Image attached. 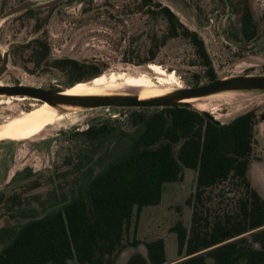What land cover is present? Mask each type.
<instances>
[{
  "label": "rangeland",
  "instance_id": "rangeland-1",
  "mask_svg": "<svg viewBox=\"0 0 264 264\" xmlns=\"http://www.w3.org/2000/svg\"><path fill=\"white\" fill-rule=\"evenodd\" d=\"M24 1L0 0V66L4 52H8L6 70L0 76L2 84L21 83L62 92L100 73L124 71L137 76L148 71V63H156L151 69L159 64L166 71H174L183 87L206 83L211 80L210 74L215 79L264 75V0H63L46 8L32 7L5 15ZM32 1L42 4L50 0ZM162 6H168L185 27L196 32L210 65L199 56L191 39L182 34V27L178 25L177 36L168 34L169 22ZM245 6L251 10L255 25L246 32L241 20ZM35 40L48 46L43 60ZM61 59L76 60L80 67L74 70L58 62ZM119 92L139 93L132 88ZM221 92L227 94L202 103L205 111L221 123L254 111L252 156L264 160V90ZM7 96L0 98L6 101ZM30 102L16 97L1 103L0 120L28 110ZM160 108L79 105L30 139H0V229L23 225L85 195L91 179L129 145L136 128L134 119L141 112ZM92 124L105 126L102 137L94 142L83 135ZM251 175L264 197V161H255ZM195 186L196 170L190 168H184L180 180L165 183L160 202L144 206L138 217L134 214L115 264H127L134 253L146 256L145 243L156 238L164 241L167 262L180 260L171 227L180 221L189 229L192 207L186 199ZM244 191L233 180L208 189L205 198L211 200L210 213L233 209ZM2 247L0 242V250ZM68 264L77 263L70 260Z\"/></svg>",
  "mask_w": 264,
  "mask_h": 264
},
{
  "label": "trees",
  "instance_id": "trees-1",
  "mask_svg": "<svg viewBox=\"0 0 264 264\" xmlns=\"http://www.w3.org/2000/svg\"><path fill=\"white\" fill-rule=\"evenodd\" d=\"M161 11L169 22L168 34L177 36L178 25L182 27V34L210 65L196 32L185 27L168 6ZM241 20L244 32L255 27L248 6ZM34 42L43 60L48 46L42 40ZM58 62L74 70L80 67L72 59ZM209 77L215 79L213 74ZM255 117L250 110L221 123L188 104L141 112L133 121L136 128L129 145L91 179L85 195L23 225L0 229V264H68L70 260L115 264L134 214L138 217L144 206L158 204L164 184L180 180L184 168L196 170V186L186 199L192 207L189 229L180 221L171 227L181 259L167 262L164 241L156 238L145 243L146 256L134 253L127 264H264V197L247 177ZM104 132L103 124H92L83 135L94 142ZM227 180L236 181L245 191L233 209L212 215L205 194Z\"/></svg>",
  "mask_w": 264,
  "mask_h": 264
},
{
  "label": "bare ground",
  "instance_id": "bare-ground-1",
  "mask_svg": "<svg viewBox=\"0 0 264 264\" xmlns=\"http://www.w3.org/2000/svg\"><path fill=\"white\" fill-rule=\"evenodd\" d=\"M96 76L90 78L89 81L74 84L72 87L63 90L61 94L79 96L127 95L119 91L124 88H133L138 89L139 93L137 96L140 100H148L166 96L175 90L183 88L182 83L178 82L175 73L172 71L168 72L161 66L154 68L153 76L144 74L131 76L122 72H115L108 76L98 78H95ZM222 94L225 95L227 92H218L200 97H188L178 101L190 103L196 108L199 107L201 110H205L206 108L202 104L205 100L216 96H224ZM1 96H4V94H0ZM8 97L13 99V97L28 96L11 95L6 98ZM28 98L35 102L31 105L34 108L27 113L20 110L18 117L13 119L7 117V119L3 120L0 123V139H30L41 133L47 126L64 119L72 107L79 106L65 103L50 104L46 101H41L42 104L37 106L38 101H40L39 99L33 97ZM3 99L0 98V103L3 102ZM23 100L28 99L23 98Z\"/></svg>",
  "mask_w": 264,
  "mask_h": 264
},
{
  "label": "water",
  "instance_id": "water-1",
  "mask_svg": "<svg viewBox=\"0 0 264 264\" xmlns=\"http://www.w3.org/2000/svg\"><path fill=\"white\" fill-rule=\"evenodd\" d=\"M62 1L63 0H50L42 4H36L32 0H26L10 8L5 13V15H9L32 7L46 8L49 6L56 5ZM12 46H14V44L10 45V47ZM7 62H8V52H4L0 66V76L6 70ZM231 89L264 90V75L216 78L203 84L180 88L163 97H158L148 100H140L137 95L79 96V95L61 94V92H53V91L45 90L40 87L26 85V84L0 85V94H6L9 96L11 95L28 96V97L37 98L40 101H46L50 104L65 103V104L80 105L87 107L112 106V105L131 106V107H149V106L167 107L179 103H184L178 101L183 98L206 96L209 94L221 92L224 90H231Z\"/></svg>",
  "mask_w": 264,
  "mask_h": 264
},
{
  "label": "flooded vegetation",
  "instance_id": "flooded-vegetation-1",
  "mask_svg": "<svg viewBox=\"0 0 264 264\" xmlns=\"http://www.w3.org/2000/svg\"><path fill=\"white\" fill-rule=\"evenodd\" d=\"M152 64H156V63H148V65H147V69H148V71H142L141 73H139V74H144V75H150V76H153V71H154V68L155 67H157V66H161V65H155L152 69H151V66H152ZM162 67V66H161ZM164 68V67H163ZM165 69V68H164ZM116 71H111V72H109V73H101V74H98L95 78H98V77H101V76H108V75H110V74H112V73H115ZM121 72V71H120ZM169 72V71H168ZM172 72H174V71H172ZM117 73H119V71L117 72ZM122 73H125V74H127L126 72H124V71H122ZM128 75V74H127ZM94 78V79H95ZM92 81V80H91ZM84 82V81H83ZM77 83H81V82H77ZM0 84H2V83H0ZM7 85H15V84H21V83H6ZM76 84V83H75ZM2 85H4V84H2ZM72 87V86H71ZM188 87V86H187ZM70 88V87H69ZM133 89V88H132ZM124 94H127V95H136V94H131V93H124ZM23 98H27V99H29V100H31L30 98H28V97H17V99H19V100H23ZM7 100L5 101V100H3V102L2 103H4V102H8L11 98L10 97H8V98H6ZM13 99H14V97H13ZM35 102L34 101H32L31 100V102L29 103V105H32V104H34ZM1 104V103H0ZM42 104V102L41 101H38V104H37V106H40ZM32 108H34V107H30L28 110H22V111H25V113H27L28 111H30ZM18 115H19V112H18V114H16L15 116H11V118L13 119V118H15V117H18ZM5 120V119H4ZM3 122V120H0V123H2ZM6 138H4V139H2V140H5ZM9 140H14V139H9ZM21 140H24V139H17V140H14V141H21Z\"/></svg>",
  "mask_w": 264,
  "mask_h": 264
},
{
  "label": "crops",
  "instance_id": "crops-1",
  "mask_svg": "<svg viewBox=\"0 0 264 264\" xmlns=\"http://www.w3.org/2000/svg\"><path fill=\"white\" fill-rule=\"evenodd\" d=\"M255 161H257V162H260V161H264V160H257V159H251V161H250V164H249V166H248V169H247V177H248V179H249V181H250V183H251V185L255 188V187H257V188H259V186L254 182V179H253V177H252V175H251V172H252V168H253V166L255 165ZM256 189V188H255ZM257 190V189H256ZM258 191V190H257ZM259 192V191H258ZM170 262H174V261H170Z\"/></svg>",
  "mask_w": 264,
  "mask_h": 264
},
{
  "label": "built area",
  "instance_id": "built-area-1",
  "mask_svg": "<svg viewBox=\"0 0 264 264\" xmlns=\"http://www.w3.org/2000/svg\"><path fill=\"white\" fill-rule=\"evenodd\" d=\"M261 122H262V124L264 125V112H263V114L261 115Z\"/></svg>",
  "mask_w": 264,
  "mask_h": 264
}]
</instances>
